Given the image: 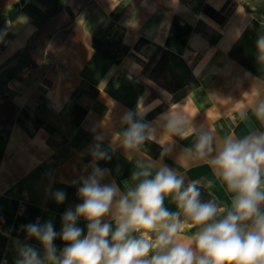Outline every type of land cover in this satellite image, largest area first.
<instances>
[{"label":"crops","instance_id":"crops-1","mask_svg":"<svg viewBox=\"0 0 264 264\" xmlns=\"http://www.w3.org/2000/svg\"><path fill=\"white\" fill-rule=\"evenodd\" d=\"M207 6L228 14L226 21L211 18ZM261 34L264 0H0V96L16 106L10 129L0 116V260L15 264L17 239L41 249L22 225L52 220L61 230L63 213L82 203L74 181L92 170L85 166L94 136L103 134L108 147L123 113L138 102L149 122L184 104L194 124L213 129L218 140L264 131L250 107L247 119L239 117L264 95L255 48ZM166 51L175 55V90L150 76ZM173 139L164 157L154 142L141 152L183 174L185 185L198 181L206 200L229 203L207 162L178 159L193 138ZM98 164L112 170L104 182L122 190L135 170L120 148ZM57 190L66 193L62 204L53 198ZM165 206L176 211L168 200ZM77 226L86 231L82 218ZM54 243L65 246L59 237Z\"/></svg>","mask_w":264,"mask_h":264},{"label":"clouds","instance_id":"clouds-1","mask_svg":"<svg viewBox=\"0 0 264 264\" xmlns=\"http://www.w3.org/2000/svg\"><path fill=\"white\" fill-rule=\"evenodd\" d=\"M255 48L256 61L264 67V34ZM183 107L171 105L149 122L148 110L138 102L135 111L123 113L108 147L103 146L105 136L96 134L88 149L92 159L85 166V171L92 170L74 181L82 203L63 213L59 232L52 220L22 225L42 250L17 239L15 264H264V131L218 140L213 129L194 124L196 114L189 116ZM249 107L264 126V95L257 93L240 110L241 120L248 118ZM174 137L193 138L178 159L207 162L231 194L229 203L213 196L202 200L198 181L185 185L183 174L141 152L146 142H154L164 157L173 151ZM117 148L135 164L123 190L115 180L104 182L112 170L98 164L110 161ZM53 198L62 204L66 193L57 190ZM166 200L176 211L165 206ZM81 218L86 231L77 226ZM58 237L62 249L54 243Z\"/></svg>","mask_w":264,"mask_h":264},{"label":"trees","instance_id":"trees-1","mask_svg":"<svg viewBox=\"0 0 264 264\" xmlns=\"http://www.w3.org/2000/svg\"><path fill=\"white\" fill-rule=\"evenodd\" d=\"M205 12L213 19L223 24L226 21V16L222 11H217L210 6L205 8ZM175 55L169 51H166L157 65L153 68L150 73L152 79L158 82L160 85L168 88L169 90H175L180 85L175 82L174 84H167L161 80L163 76H170L173 78V74L169 71V63L174 59ZM173 81V79H172ZM16 113V106L13 104L12 100L8 96L1 95L0 96V116L5 120L6 128L10 129L13 123L14 115ZM201 199L206 200L207 195L201 194Z\"/></svg>","mask_w":264,"mask_h":264},{"label":"rangeland","instance_id":"rangeland-1","mask_svg":"<svg viewBox=\"0 0 264 264\" xmlns=\"http://www.w3.org/2000/svg\"><path fill=\"white\" fill-rule=\"evenodd\" d=\"M223 12V11H222ZM227 12H229V11H227ZM228 15V14H227ZM227 15H226V19H227ZM169 71H170V68H169ZM171 72V71H170ZM172 79H173V81H172ZM161 80L164 82V83H167V84H171V85H173L174 84V75H173V78L171 77L170 78V76L168 77L167 75L166 76H163V77H161Z\"/></svg>","mask_w":264,"mask_h":264},{"label":"built area","instance_id":"built-area-1","mask_svg":"<svg viewBox=\"0 0 264 264\" xmlns=\"http://www.w3.org/2000/svg\"><path fill=\"white\" fill-rule=\"evenodd\" d=\"M2 233L1 228H0V234ZM0 264H9L6 260H0Z\"/></svg>","mask_w":264,"mask_h":264}]
</instances>
